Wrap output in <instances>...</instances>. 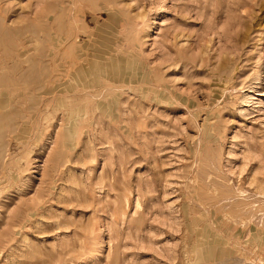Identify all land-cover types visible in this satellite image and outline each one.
Masks as SVG:
<instances>
[{
  "label": "rangeland",
  "instance_id": "obj_1",
  "mask_svg": "<svg viewBox=\"0 0 264 264\" xmlns=\"http://www.w3.org/2000/svg\"><path fill=\"white\" fill-rule=\"evenodd\" d=\"M0 264H264V0H0Z\"/></svg>",
  "mask_w": 264,
  "mask_h": 264
}]
</instances>
